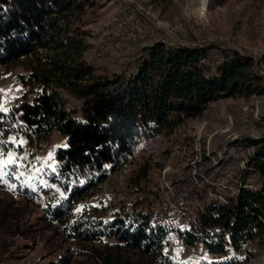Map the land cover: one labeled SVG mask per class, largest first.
<instances>
[{
	"label": "trees",
	"instance_id": "16d2710c",
	"mask_svg": "<svg viewBox=\"0 0 264 264\" xmlns=\"http://www.w3.org/2000/svg\"><path fill=\"white\" fill-rule=\"evenodd\" d=\"M95 4V0H0V67L22 68L15 74L22 89L18 100L10 111L0 109V133L9 135L20 120L19 130L28 142L53 128L67 137L66 146L55 152L65 197L46 189L45 215L71 240L102 242L95 264H242L219 258L180 260L168 241L175 237L194 246L201 240L195 234L214 224L264 247V137L248 138L256 148L251 162L259 189L246 193L239 206L221 209L218 217L203 215L194 234L158 217L159 209L151 211L146 203L149 192L130 209L110 215L98 196L108 173L135 155L143 141L202 116L212 100L264 94L251 57L217 46L155 41L140 48L129 74H99L85 55L90 32L82 19V12ZM211 48L220 56L213 59V69L199 63ZM66 95L76 98L77 106ZM0 187L9 188L4 183ZM12 190L38 198L27 190ZM92 196L97 197L94 203L89 202ZM202 243L209 253L222 251Z\"/></svg>",
	"mask_w": 264,
	"mask_h": 264
},
{
	"label": "rangeland",
	"instance_id": "374dc122",
	"mask_svg": "<svg viewBox=\"0 0 264 264\" xmlns=\"http://www.w3.org/2000/svg\"><path fill=\"white\" fill-rule=\"evenodd\" d=\"M95 1L94 6L87 7L82 12V19L85 28L90 32V46L85 55L95 66L97 73L106 76H113L118 72L129 74L133 70L132 63L140 54L141 45L133 54L124 50L122 54H118L113 48L106 52L105 39L101 42L102 46L97 45V39L102 29L110 23L112 15L118 8H125L148 25L147 35L143 38L145 41L155 42L154 37L149 39L148 36L158 33L161 34V40L170 43L169 45L207 48L217 46L250 56L253 61L251 68L262 77L264 86V0ZM111 40V46L114 47L115 38L111 37ZM210 58H213L211 52ZM20 71V66L0 67L2 110L11 106L14 100H18L22 89L15 80V74ZM66 97L72 106L79 103L73 96ZM255 99L259 100V106L262 107L264 94L246 99L238 97L212 100L202 116L186 120L182 125L175 127L173 132L163 133L161 139L158 134L152 137L153 140L148 139L150 143L141 144L131 169L126 174L114 172L100 184L98 197H103L105 213L128 209L134 202L144 199L145 192L148 191L149 201L146 203L151 211L157 210L160 201L152 193L155 191L154 187L165 185V180L161 179L162 172H166V180L174 184L178 181L175 175L183 176L186 173L192 140L203 121L201 134L205 138L226 127L229 130L222 133L219 140L224 139L226 133L238 136L264 135V131L256 132L254 121L251 123L252 127H239L243 115L248 114L243 111V107L251 105ZM229 119L233 122L232 126H228ZM12 127L9 135L0 133V158L2 153L9 155V146H14L17 139L25 142L26 156H38L52 161H55L56 150L66 146V135L55 128L44 137L28 142L24 135L19 137L16 133L19 130L18 123ZM96 199L97 197L92 196L89 202L94 203ZM44 207V198L38 196L36 199L13 191L12 188L0 187V264H95V252L103 247V243L67 238L60 227L47 218ZM170 240L171 251L180 260L196 263L199 262L198 257H209L208 249L201 241L185 248L175 237ZM253 241L252 252L257 258L256 264H264V247L256 245L255 239ZM242 264L248 263L244 261Z\"/></svg>",
	"mask_w": 264,
	"mask_h": 264
},
{
	"label": "built area",
	"instance_id": "2783aa9c",
	"mask_svg": "<svg viewBox=\"0 0 264 264\" xmlns=\"http://www.w3.org/2000/svg\"><path fill=\"white\" fill-rule=\"evenodd\" d=\"M147 28L148 25L135 14L128 12L125 8H118L112 15L110 23L102 29L99 39H97V45L102 46L103 43L101 42L105 39L106 48L104 50L106 52L109 51V48H113L118 54H122L123 50L133 54L139 45L145 46L153 43L150 40V42L143 40L144 36L147 35ZM111 37L115 38L114 43L116 45L114 47L111 46V41H113ZM148 37L149 39L154 37L153 41L163 42L161 34L152 33ZM210 52L213 54L212 59L220 58L217 53L218 50L211 48L209 52L207 51L205 55L199 57V63L207 64L208 68L213 69L215 65L214 61L209 59ZM14 102L15 100L5 110L10 111ZM259 104V100L255 99L251 105L243 107V111L248 112V114L243 115L239 127L243 129L248 126L252 127L251 123L254 121L256 132L257 130L264 131V104L262 107ZM22 123L18 120V124L22 125ZM229 124L233 125L231 119H229L228 126ZM202 126L204 128V121ZM202 126L196 130L193 137L192 151L188 158L189 164L186 173L183 176L175 175L178 181L174 184L172 181L166 180L167 173L162 172L161 179L165 180V185L160 186V188L159 186L154 187L155 191L153 192L150 189L160 201V204L157 205L160 210L158 217L177 227L186 228L188 232L193 234L201 226L200 219L203 215L218 217L221 209L239 206L246 193H255L259 189L256 182L257 177H255V166L251 162L255 157L256 148L254 144L248 141V138L259 139L264 137L262 134L238 136L226 133L223 136L224 139L219 140L220 135L229 130L226 127L221 131H214L211 136L205 138L201 134ZM16 133L19 137L23 135L20 130H17ZM161 135L163 133L159 135L160 139L163 137ZM24 139H26L25 136ZM149 140L153 139L150 138ZM22 142L24 141L17 139L14 146L10 143L12 146H9V155L2 153L0 181L9 188L27 190L42 199L46 189L53 190L65 197L58 183V177L62 172L57 166L56 160L26 156L25 142L23 144ZM150 142L145 140L141 144ZM134 158L135 155L130 156L115 172L120 175L126 174L131 169L130 166ZM9 160L12 162L9 163ZM110 174L112 173H108V176ZM204 228V231L195 234L201 238L199 241L220 246L222 251L210 252L208 258L198 257L199 261L219 258L256 264L257 258L252 252L253 238L242 236L236 238L237 235L220 225L211 224ZM176 241L179 242L178 239ZM168 242L171 243V240ZM179 244L185 248L190 247L180 242Z\"/></svg>",
	"mask_w": 264,
	"mask_h": 264
},
{
	"label": "snow or ice",
	"instance_id": "6c2138e0",
	"mask_svg": "<svg viewBox=\"0 0 264 264\" xmlns=\"http://www.w3.org/2000/svg\"><path fill=\"white\" fill-rule=\"evenodd\" d=\"M8 162H9V163H11L12 161H11V160H9Z\"/></svg>",
	"mask_w": 264,
	"mask_h": 264
}]
</instances>
